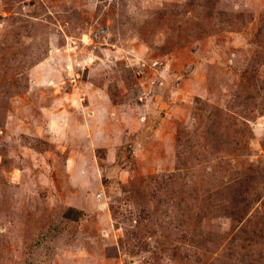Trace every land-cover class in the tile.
Returning <instances> with one entry per match:
<instances>
[{
    "label": "rangeland",
    "instance_id": "obj_1",
    "mask_svg": "<svg viewBox=\"0 0 264 264\" xmlns=\"http://www.w3.org/2000/svg\"><path fill=\"white\" fill-rule=\"evenodd\" d=\"M0 264H264V0H0Z\"/></svg>",
    "mask_w": 264,
    "mask_h": 264
}]
</instances>
